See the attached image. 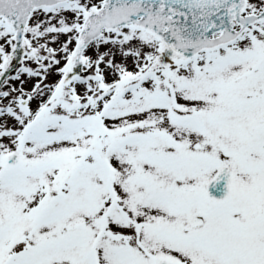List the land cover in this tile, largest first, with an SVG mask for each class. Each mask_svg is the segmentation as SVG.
I'll return each instance as SVG.
<instances>
[{"label":"snow or ice","instance_id":"1","mask_svg":"<svg viewBox=\"0 0 264 264\" xmlns=\"http://www.w3.org/2000/svg\"><path fill=\"white\" fill-rule=\"evenodd\" d=\"M0 264H264V0H0Z\"/></svg>","mask_w":264,"mask_h":264}]
</instances>
